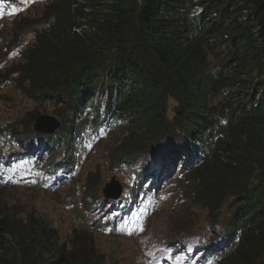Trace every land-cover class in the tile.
<instances>
[{"label":"trees","instance_id":"trees-1","mask_svg":"<svg viewBox=\"0 0 264 264\" xmlns=\"http://www.w3.org/2000/svg\"><path fill=\"white\" fill-rule=\"evenodd\" d=\"M189 1L50 0L36 18L43 30H37L36 19L21 20L19 29L29 24L19 38L30 30L36 44L0 40V46L16 49L10 55L17 52L23 62L12 67L23 75L16 86L35 104L57 105L63 127L44 163L32 154L33 141L48 137L31 132L33 141L19 143L13 128L0 130V138L7 134L14 147L0 152V167L10 166L4 174L11 183L45 180L56 170L72 173L75 153L64 148L76 126L71 124L89 120L86 107L95 94L113 89L110 111L122 118L131 114L124 154L135 155L142 146L157 159L149 166L150 158L142 159L141 179H153L158 163L168 161L165 177L173 171L171 158L184 156L173 186L187 183L195 205L219 220L227 209L225 222L232 228L224 264H264V0H194L198 5L187 6ZM193 7L201 8L200 16L190 18ZM217 44L225 58L212 63ZM253 66L261 76L242 82ZM4 87L0 82V91ZM223 90L231 93L222 97ZM92 116L83 128L100 120L98 112ZM179 201L186 202L185 192ZM50 231L30 215L21 220L0 208V264H88L78 244L63 257ZM5 236L12 248L5 246Z\"/></svg>","mask_w":264,"mask_h":264},{"label":"rangeland","instance_id":"rangeland-1","mask_svg":"<svg viewBox=\"0 0 264 264\" xmlns=\"http://www.w3.org/2000/svg\"><path fill=\"white\" fill-rule=\"evenodd\" d=\"M9 1L11 5L7 4L6 0L5 4L0 3V34H5L4 40L9 46L15 41L25 47L26 43L34 44L30 30H27L21 38L14 39L13 29H18L17 19L14 20V17L21 15V20L22 17H33L34 20L41 14L40 10L45 3L43 0ZM193 2L192 6L198 5L194 0ZM32 6H35L33 10L28 11L27 8ZM1 10H5V13H2ZM200 12L199 7H193L191 11L193 15ZM15 50L7 51L8 55L5 52L7 61H5V68L20 61L17 59V52L13 56L10 55ZM213 52L217 55L211 57L212 63L221 62L225 58L222 44H217L213 48ZM0 55H3L2 50ZM255 69L256 66L249 68L250 74L241 77V81L246 83L249 80L254 81L258 77L257 75L261 76ZM223 71L228 72L230 69L224 65ZM5 75L10 76L11 74L6 71ZM227 95L229 94H222V97ZM104 103L105 96H102L100 106L103 107ZM58 108L57 105L53 106L52 104H35L18 90H14L13 85H7L5 95H0V130L4 127H11L15 133L13 136L19 143H23L29 138L33 141L31 132H33L34 118L49 116L55 119V112L58 111ZM170 113L171 110H169V118L172 115ZM3 124L5 125L3 126ZM72 126L75 124L72 123ZM62 127L59 125V128L52 134H42L49 138L47 140L49 147L55 145L58 140L60 141L58 134ZM101 128L99 133H101ZM86 131L90 136L96 132L90 129H86ZM122 131L123 128L118 129L115 131L118 137L112 136V133L99 145L92 146L91 138L87 139L88 144L82 150H78L81 155L74 159L75 179L71 178L70 181L62 182L55 189L44 190L43 186L36 184L37 182L28 184L15 182L6 187L0 185V208L5 210V215H12L21 220L30 215L33 220L39 223V226L51 230L50 235L57 245L55 248L58 246L63 248L61 249L63 257L70 254L73 244H76L74 249L78 244V247L81 248V257H85L88 264H173L175 261H178L179 264H195L193 258L196 253H200L204 249V246L211 244V249H214L228 242V238L222 235V225L227 218V209H224L221 223L217 226L216 220H213L208 211L195 205L193 195H191L192 190L185 186L187 183L183 185V181H181L180 184L173 186V181L176 178L167 181L162 176H159L161 179L158 183L159 192H154V204L150 209L151 215L145 221L144 228L137 237L128 238L113 232L108 234L98 231L103 224L105 226L112 221L109 213V211L112 213V208L108 213L100 211V208L109 203L110 199L105 202L101 196L105 185L109 184L111 179H114L120 188L116 200L123 199L128 195L133 196L134 190L145 192L147 187L145 182L140 183L138 179L139 167L142 162L134 163L136 155L124 154L126 148L125 140L122 139ZM99 137H95L94 141H97ZM168 137L173 143L175 142L171 135ZM119 139H121L119 146L122 148L115 149L112 144ZM10 140L16 142L14 139ZM38 140L44 146L46 145L44 138L41 137ZM82 140H86V138ZM166 142L167 139L164 140V143ZM10 150H14V147L9 143L7 134H5L0 138V152ZM45 151L47 150L45 149ZM182 154L185 155L186 151ZM174 157L173 166L183 160L179 156ZM127 160L130 165H126ZM42 162H45L44 156ZM156 162L157 159L152 157L149 165ZM136 179L138 182H135ZM183 188H185L184 191ZM181 192H185L186 202L179 201ZM112 215L114 216L113 213ZM45 233L49 235L47 230ZM6 242H9V239L5 236V246L12 248L10 243ZM175 243L178 245L184 243V246H177L168 251H155L156 248L162 249L166 245ZM196 244L199 247L195 252ZM217 264H220L219 260Z\"/></svg>","mask_w":264,"mask_h":264},{"label":"bare ground","instance_id":"bare-ground-1","mask_svg":"<svg viewBox=\"0 0 264 264\" xmlns=\"http://www.w3.org/2000/svg\"><path fill=\"white\" fill-rule=\"evenodd\" d=\"M190 3H189V5H187V6H192V4L194 3L193 2V0H190L189 1ZM43 3H45V5L43 6V8H42V10H40V13L43 11V10H45V7H46V5L48 4V3H50V0H43ZM198 4V3H197ZM33 7H35V6H32V7H28V10H33ZM200 10H201V8H200ZM2 11V13H5V10H1ZM34 11H36V10H34ZM202 11V10H201ZM201 13V12H200ZM200 13H198V14H196V15H193V14H191V15H193V16H191L190 15V18H196V17H198V16H200L199 14ZM20 16L21 15H18V17H17V20H16V25L18 26V24H19V22L21 21V19H20ZM38 17V16H37ZM25 18H27V17H22V20L23 19H25ZM28 20H29V23L33 20V17H29V18H27ZM214 19V18H213ZM28 23V24H29ZM27 24V25H28ZM27 25H25V26H23L22 28H18V29H13V35H15V37H14V39H16V38H19V33H20V31H22ZM1 27V26H0ZM4 37H5V34H0V40H2V41H4L5 42V40H4ZM3 51V55H0V82L2 83V84H4V85H13V87H14V90H18L25 98H27V99H29V97L27 96V95H25L24 94V91L22 90V89H20L19 87H17L16 86V84H17V82L19 81V77H21L22 75H20V73H21V71L20 70H18V68H13L12 69V67H14V66H16V65H18V64H21V63H23L22 61H18L17 63H13L9 68H5V50L0 46V51ZM7 53V52H6ZM7 62V61H6ZM8 69H12L9 73L11 74L10 76H5V72H6V70H8ZM5 77H6V80H5ZM22 83L23 84H25L26 83V80L25 81H22ZM224 91V94L226 95V94H229V93H231V91L230 90H223ZM99 93H103L104 95H107V97H109V98H111L112 99V97H113V89L112 90H108V89H103L102 91H99ZM0 95H5V87L3 88V90H1L0 91ZM96 97H97V94H95V97L93 98V102H91L87 107H86V112H87V114H88V119L89 120H91V119H93L94 117L92 116V113L93 112H98V114H99V119L100 120H97V119H95L94 121H93V123L91 124L90 122H88L87 124H86V127L88 128V129H90L91 131H96L97 129H98V124L99 123H101V122H105L107 119H108V117L106 116V115H104V114H102L101 113V110L103 109V107L102 106H99V105H96L95 104V100H96ZM99 98V97H98ZM108 102V101H107ZM258 106V105H257ZM112 107H115V106H113L112 104H107L106 105V109H107V111L108 112H110V109L112 108ZM115 114L114 115H112V118L110 119V121H109V119L106 121V123L102 126V128H101V133H100V137L98 138V140L97 141H94V138L95 137H92V136H90L89 135V133H88V131H86V129H84L83 127H82V124H84L86 121H89V120H86V121H81V122H77V121H75V120H73V122L72 123H74L76 126L75 127H71L72 128V130H73V134L71 135V137H70V144L69 145H65V149L66 150H68V151H70V152H72V153H76L77 152V154L75 155V158H79V156L81 155L80 153H78V150H82L83 149V147H85V145L86 144H88L87 143V139H90L91 138V145L93 146L94 144H100L101 142H103V141H105L112 133V136H115V137H118V135H117V133H115V131H117L118 129H120V128H123V131H122V139L123 140H125L126 138H127V136H128V133H129V128L130 127H126L127 125H130V122H129V118H128V116H131V114H130V111H126L125 112V114L124 115H127L125 118H122L123 116V114H120V113H118L117 111L116 112H114ZM58 114H61V115H63L64 114V111H62V110H60L59 111V113ZM58 117L56 116V119H57ZM5 124H3V126H4ZM54 125H56L55 124V122H54ZM71 126H72V124H71ZM5 128V127H4ZM7 129H9V127H6ZM57 130V126H56V128H55V131ZM83 138H86V140H82ZM120 141H121V139H119L117 142H115V143H113L112 144V147H114L115 149H117V145H119V143H120ZM80 142H81V144H80ZM134 153H135V155H136V157L137 158H140V159H143V158H152L153 156H154V154L151 152V150H146L145 148H142V146H141V148L140 149H138V150H135V151H133ZM159 152V151H158ZM151 153H152V155L153 156H151ZM48 154H51L50 152H48ZM180 155L182 156L183 154L182 153H180ZM176 156V155H175ZM184 156H182V158H183ZM175 157L173 156L171 159H174ZM185 158V157H184ZM140 159H139V161H140ZM183 161V160H182ZM184 162H180V164H179V167L177 168V170L178 171H181L182 170V168H183V164ZM126 165H130V162L127 160V162H126ZM12 167V166H11ZM8 168H10V166H7V168H3V171H4V173L6 172L7 173V170H8ZM12 169V168H11ZM160 169H161V165H159L158 164V169H157V171L156 172H158L157 173V175H156V177H155V180H157V178L160 176ZM169 170V169H168ZM167 170V172L165 173V178H166V180L167 181H169L171 178H173V179H175L174 177H176L175 176V173H173V174H171L170 173V171H168ZM58 173H61L63 170H56ZM68 174L67 175H70L71 176V178L72 179H75V177L74 176H72L71 175V173L70 172H67ZM178 173H180V172H178ZM15 173L14 172H11L9 175H14ZM16 180V179H15ZM175 180H177V178L175 179ZM174 180V181H175ZM16 182H17V184L19 183L18 182V180H16ZM135 182H138L137 181V179L135 180ZM40 184L44 187V190H48L47 189V185L46 184H43V183H41L40 182ZM79 185H81V184H79ZM163 185V184H162ZM4 187H5V185H4ZM132 188V187H131ZM130 188V189H131ZM119 191H120V188H119ZM119 193V192H118ZM102 196H101V199L103 200V201H105V202H107V199H106V197L107 198H109V197H111V196H116V194H115V188H113V189H111V188H108V193H107V195H106V189H104L103 191H102ZM137 194H139V193H137ZM142 197H143V195H142ZM138 203H140V202H138ZM128 206V205H127ZM109 206H105V207H103V208H100V211H107V213H108V211H109ZM109 213L111 214V220H113L114 222L115 221H117L120 217H115V216H113L112 215V213L109 211ZM103 227H104V230H103V232H106V233H108V234H112V231L114 230V228L111 226V224H109V223H107V225H105L104 226V224L102 225ZM120 231V230H119ZM119 231H117V232H119ZM115 232V231H114ZM234 248L235 247H233V248H231L230 250H229V252L230 251H233L234 250ZM195 252H196V249H195ZM227 253H228V251H227ZM196 254H200V256L198 257L200 260V262H204V261H209L211 258H208L207 256H205L203 253H196ZM218 257V255H212V258H217Z\"/></svg>","mask_w":264,"mask_h":264},{"label":"water","instance_id":"water-1","mask_svg":"<svg viewBox=\"0 0 264 264\" xmlns=\"http://www.w3.org/2000/svg\"><path fill=\"white\" fill-rule=\"evenodd\" d=\"M54 120L50 117L41 116L34 119L33 130L36 132L51 134L54 129L56 128L57 124L54 125ZM107 190L106 194L108 193V188H115V194L117 195L119 192V187L117 182L114 179H111L109 184H106Z\"/></svg>","mask_w":264,"mask_h":264}]
</instances>
